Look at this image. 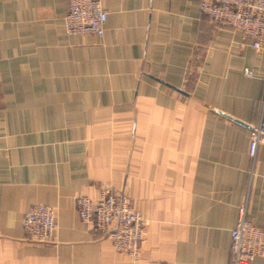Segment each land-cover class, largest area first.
I'll list each match as a JSON object with an SVG mask.
<instances>
[{
    "label": "crops",
    "instance_id": "obj_1",
    "mask_svg": "<svg viewBox=\"0 0 264 264\" xmlns=\"http://www.w3.org/2000/svg\"><path fill=\"white\" fill-rule=\"evenodd\" d=\"M100 2L95 37L66 32L69 0H0V264H231L247 198L264 228V52L200 0ZM105 191L146 220L138 261L81 221L77 198ZM37 204L53 242L24 231Z\"/></svg>",
    "mask_w": 264,
    "mask_h": 264
},
{
    "label": "built area",
    "instance_id": "obj_2",
    "mask_svg": "<svg viewBox=\"0 0 264 264\" xmlns=\"http://www.w3.org/2000/svg\"><path fill=\"white\" fill-rule=\"evenodd\" d=\"M200 9L211 23L241 32L255 51L264 52V0H200ZM107 19L108 12L100 0H69L64 22L69 35L102 37ZM244 74L251 76L252 70L246 68ZM260 108L261 118L250 131L251 175L258 151L264 147V91ZM76 208L81 221L95 233L106 235L117 250L133 261L140 260L146 220L128 200L105 191L98 199L78 197ZM23 228L31 241L53 242L57 230L54 208L45 204L31 206L25 214ZM231 254V264H251L264 257V228L248 219V198L239 207L237 224L231 230Z\"/></svg>",
    "mask_w": 264,
    "mask_h": 264
},
{
    "label": "water",
    "instance_id": "obj_3",
    "mask_svg": "<svg viewBox=\"0 0 264 264\" xmlns=\"http://www.w3.org/2000/svg\"><path fill=\"white\" fill-rule=\"evenodd\" d=\"M219 114H221V115H223V116H225V117H227V118H230V119H232L230 116H228V115H226V114H223V113H220L219 112ZM237 121V120H236ZM238 122V121H237ZM240 123V122H239Z\"/></svg>",
    "mask_w": 264,
    "mask_h": 264
}]
</instances>
